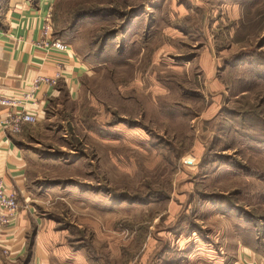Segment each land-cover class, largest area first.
Wrapping results in <instances>:
<instances>
[{
    "label": "rangeland",
    "instance_id": "374dc122",
    "mask_svg": "<svg viewBox=\"0 0 264 264\" xmlns=\"http://www.w3.org/2000/svg\"><path fill=\"white\" fill-rule=\"evenodd\" d=\"M51 14L87 66L25 138L35 222L76 254L59 263L210 264L213 246L260 236L264 0H54Z\"/></svg>",
    "mask_w": 264,
    "mask_h": 264
},
{
    "label": "crops",
    "instance_id": "0c3cea01",
    "mask_svg": "<svg viewBox=\"0 0 264 264\" xmlns=\"http://www.w3.org/2000/svg\"><path fill=\"white\" fill-rule=\"evenodd\" d=\"M53 4L54 0H0V97L22 98L39 75L53 78L61 70L63 76L56 83H43L34 99L24 104L25 110L38 115V122L23 124L20 133L5 128L10 110L16 113L15 109L0 105V179L9 192L17 194L20 206L15 221L8 227L0 226V264H23L28 254V264L69 263L76 255L67 244H61L63 236L54 225L44 222L38 226L27 193L30 155L25 138L32 136L27 130L48 120L62 88L72 98L77 95L87 68L73 50L67 53L37 45ZM245 228L246 233H252ZM253 232V237L243 233L242 237L227 239L221 253L213 246L208 253L210 264H264V231L260 236Z\"/></svg>",
    "mask_w": 264,
    "mask_h": 264
},
{
    "label": "built area",
    "instance_id": "2783aa9c",
    "mask_svg": "<svg viewBox=\"0 0 264 264\" xmlns=\"http://www.w3.org/2000/svg\"><path fill=\"white\" fill-rule=\"evenodd\" d=\"M37 45L41 48L51 47L67 53L73 52L70 44L55 38L53 34V21L51 12L45 19L42 27V39L37 42ZM61 77H63L61 70H58L55 77L53 78L39 75L34 79L29 90L24 93L22 98L16 96H1L0 105L10 107V109H15L16 111V113H14L10 110L8 118L5 122V128L16 134L22 131L23 124L37 123L38 115L25 110L24 104L34 99L36 92L40 89V86L43 83L53 84L56 83ZM20 107L23 109L19 110ZM19 208L20 206L17 194L14 192H9L4 180L0 179V226L8 227L11 225L18 215Z\"/></svg>",
    "mask_w": 264,
    "mask_h": 264
},
{
    "label": "trees",
    "instance_id": "16d2710c",
    "mask_svg": "<svg viewBox=\"0 0 264 264\" xmlns=\"http://www.w3.org/2000/svg\"><path fill=\"white\" fill-rule=\"evenodd\" d=\"M30 260H31V257H30V255L28 254L27 259H26V261H25V264H28V263L30 262Z\"/></svg>",
    "mask_w": 264,
    "mask_h": 264
}]
</instances>
